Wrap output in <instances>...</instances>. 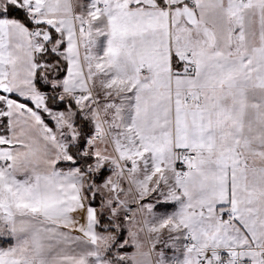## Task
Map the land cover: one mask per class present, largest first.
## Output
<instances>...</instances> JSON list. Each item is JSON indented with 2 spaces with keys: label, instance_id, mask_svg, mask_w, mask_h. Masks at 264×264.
Listing matches in <instances>:
<instances>
[{
  "label": "snow or ice",
  "instance_id": "obj_1",
  "mask_svg": "<svg viewBox=\"0 0 264 264\" xmlns=\"http://www.w3.org/2000/svg\"><path fill=\"white\" fill-rule=\"evenodd\" d=\"M0 264H264V0H0Z\"/></svg>",
  "mask_w": 264,
  "mask_h": 264
}]
</instances>
